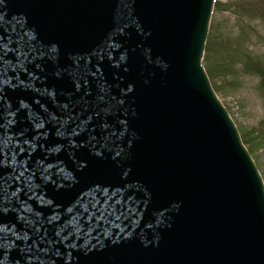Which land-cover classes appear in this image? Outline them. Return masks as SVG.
Wrapping results in <instances>:
<instances>
[{
  "label": "water",
  "instance_id": "1",
  "mask_svg": "<svg viewBox=\"0 0 264 264\" xmlns=\"http://www.w3.org/2000/svg\"><path fill=\"white\" fill-rule=\"evenodd\" d=\"M211 4L212 0L0 3V178L8 181H0L1 264H86L82 263L85 247L62 248L56 239L66 235L78 207L74 200L89 183L116 186L118 177L130 169L132 156L146 153L143 146L157 143L151 152L164 153L178 145L180 136L173 134L179 125L184 133L179 146L189 151L198 140L188 141L184 113L175 122L173 117L178 106L186 111L185 106L195 102L202 94L199 90L221 129L214 128L217 143L232 155L245 198L264 224L261 179L199 65ZM167 34L175 37L167 39ZM175 58L185 60L183 70L193 74L198 91L191 82L184 88L175 80L183 65L180 62L177 68ZM148 80L155 81L156 86ZM158 86L171 108V118L165 112L164 117L150 115ZM169 86L181 90L178 100L170 95ZM78 124L83 132L69 135L67 132H74ZM170 129L172 133L167 136ZM202 129L195 131L199 139L203 134L199 144L209 153L215 138L210 130ZM109 132L112 142L106 140L101 146L102 135ZM92 133L98 136L94 139ZM148 134L153 137L144 136ZM61 135L68 139L58 138ZM70 138L72 145L68 144ZM56 145L59 151L58 146L52 148ZM160 158L154 163L165 167L162 179L168 163L174 162ZM30 179H46L40 186L55 189L59 200L70 197L66 206L31 209L25 206L32 202H15L11 196L19 201L26 198L24 183ZM112 191H102V197L110 199ZM91 204L87 199L85 206ZM26 220L36 223L29 228ZM112 241V250L123 243L119 235ZM209 241L206 234L193 241L186 237L184 247L187 243L192 251ZM59 246L61 254L54 255Z\"/></svg>",
  "mask_w": 264,
  "mask_h": 264
},
{
  "label": "bare ground",
  "instance_id": "2",
  "mask_svg": "<svg viewBox=\"0 0 264 264\" xmlns=\"http://www.w3.org/2000/svg\"><path fill=\"white\" fill-rule=\"evenodd\" d=\"M172 36L175 37L167 34V39ZM175 62L177 68L183 62L175 80H180L184 88L191 82L193 89L198 91L193 74L190 72L187 75L183 70L185 60L175 58ZM151 83L155 84V81ZM180 93L181 90L175 87L171 96L178 100ZM202 94L194 103L185 106L186 111L178 106L173 117L175 122L184 113L188 122L185 127L188 141L198 140V143L192 144L189 151L183 150L179 143L184 133L182 125H179L173 134L180 136L178 145L174 144L164 153L153 152V156L145 153L139 162L140 156L137 155L134 158V162H138L136 166L129 167L121 175L123 182L129 184V190L112 193L111 201L113 207L121 211L116 230L123 243L99 255L101 263L264 264V224L245 198L232 155L217 143L214 128L221 129L207 98ZM197 127H204L203 131L210 130L208 133L215 138L209 153L199 144L202 137L199 139L195 131ZM171 133V129L166 131L167 136ZM4 142L9 144L6 138ZM160 157L174 162L168 163L162 179L165 167L151 163L154 159L160 160ZM0 181L8 182L4 177ZM42 181L30 179L24 183L26 198L19 201V198L11 197L18 204L32 202L25 206L31 209L46 206L50 201H55L53 204L58 208L65 207L70 197L59 200L55 197V189L40 186ZM97 188L98 183L92 182L84 190ZM74 201L80 204L79 215L86 217L87 198L80 194ZM89 212L96 219L92 223L102 220V215L96 210L89 208ZM204 234L210 238L208 243L199 244L192 251L188 250L187 243L184 247L186 237L188 241H193ZM65 238V235L64 238H56L60 246Z\"/></svg>",
  "mask_w": 264,
  "mask_h": 264
},
{
  "label": "rangeland",
  "instance_id": "3",
  "mask_svg": "<svg viewBox=\"0 0 264 264\" xmlns=\"http://www.w3.org/2000/svg\"><path fill=\"white\" fill-rule=\"evenodd\" d=\"M202 65L264 180V0H214Z\"/></svg>",
  "mask_w": 264,
  "mask_h": 264
},
{
  "label": "snow or ice",
  "instance_id": "4",
  "mask_svg": "<svg viewBox=\"0 0 264 264\" xmlns=\"http://www.w3.org/2000/svg\"><path fill=\"white\" fill-rule=\"evenodd\" d=\"M0 3H3V0H0Z\"/></svg>",
  "mask_w": 264,
  "mask_h": 264
}]
</instances>
